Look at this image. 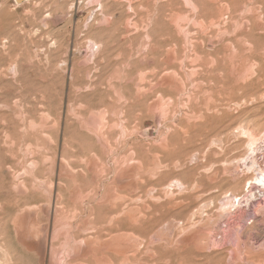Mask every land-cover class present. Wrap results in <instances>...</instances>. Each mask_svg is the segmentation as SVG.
<instances>
[{"label":"rangeland","instance_id":"rangeland-1","mask_svg":"<svg viewBox=\"0 0 264 264\" xmlns=\"http://www.w3.org/2000/svg\"><path fill=\"white\" fill-rule=\"evenodd\" d=\"M0 264H264V0H0Z\"/></svg>","mask_w":264,"mask_h":264}]
</instances>
